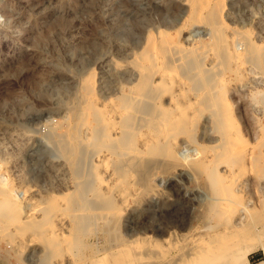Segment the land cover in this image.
Segmentation results:
<instances>
[{
	"label": "rangeland",
	"instance_id": "374dc122",
	"mask_svg": "<svg viewBox=\"0 0 264 264\" xmlns=\"http://www.w3.org/2000/svg\"><path fill=\"white\" fill-rule=\"evenodd\" d=\"M185 1L0 0V180L13 183L20 190L31 189V199L34 197L32 200L42 205L53 196L67 198L66 192L70 195L76 189L79 178L50 140V126L62 121L78 104L80 82L90 72L94 73L98 103L117 102L121 91L130 82H136L137 70L131 66V60L142 51L148 33L156 36L160 30L170 31L171 39L178 41L175 29L186 16ZM222 1L224 19L229 26L227 33L237 39L232 49L240 57L233 60L230 69L214 51L199 48V42L212 37L204 22H195L181 40L187 45L190 40V45L197 43V49L192 53L194 56L183 59L199 57L202 61L190 63L188 66L193 67L186 68L185 73L181 70L183 59L173 61L171 66L158 63L162 70L165 66L171 69L170 84L174 85L163 92L160 102L171 110L173 118L186 122L176 125L181 132L173 144L167 145L169 150L165 154L154 148L157 139L151 130L141 128L145 135L138 139L139 151L127 156L128 173L121 182L132 195L126 201L127 206L122 205L119 217L109 213L98 217L97 223H75L69 214L59 212L56 223H43L48 213L41 211L40 217L22 224H27L26 243L15 245L8 230L1 229L0 264H161L185 253L189 240L186 234L197 238L204 234L213 239L225 228L228 232L229 227L230 231L245 228L244 231L257 233L248 257L254 264L264 259V189L259 190L257 186L264 182V174L259 172V166L250 161L235 165L236 183L232 192L236 197L232 199L236 202L231 199L234 194L231 193L222 205L233 210L226 222L218 226L215 218L208 217L211 186H208L204 163L214 156L215 142L207 138H218L220 134L215 130L214 107L207 108L201 99L210 93V88L202 85L201 74H196L199 68L211 64L216 67V62L219 67L225 66L219 74L224 81L220 89L224 95L219 101L225 100L222 102L230 104L232 110V123L228 127L236 141L233 152L248 148L256 154L264 153V138L261 139L264 137V66L253 60L254 54L245 48V39L237 35L247 33L264 52V0ZM185 37L186 40L189 37V43ZM161 68L154 76L156 82L161 80ZM188 102L196 105L192 107ZM57 130L62 132L61 128ZM234 130L238 132L232 135ZM230 200L235 207L234 203L229 204ZM165 212L173 215L170 222ZM239 217L243 222L235 223L240 221ZM38 226H50L58 236L49 238ZM249 239L250 236L245 241ZM158 246L166 251L163 258L155 261L151 253Z\"/></svg>",
	"mask_w": 264,
	"mask_h": 264
},
{
	"label": "bare ground",
	"instance_id": "6f19581e",
	"mask_svg": "<svg viewBox=\"0 0 264 264\" xmlns=\"http://www.w3.org/2000/svg\"><path fill=\"white\" fill-rule=\"evenodd\" d=\"M183 4L187 5L186 16L182 23L177 26L176 29L174 28L177 37L179 36L178 41L171 39V34L169 33L170 31L167 32L166 30H160L158 35L156 36L152 33H148L142 51L136 54V56H134V59L131 60V66H133V68L137 70L136 82H130L132 84H129V86L125 85L127 89L124 88L125 90L121 91L120 96H122L117 102L108 101L104 103L103 101H101L103 103L102 105L101 103H98L99 101H97L95 97V92L97 91H95L94 86V73L90 72L85 78H83L82 82H80L81 86L79 87V101L76 100L78 104L73 107L70 114H68L62 121H60L56 125L50 126V140L57 146L58 150L61 152V155H63L62 157H64L65 161L68 163V167L70 165L73 173L79 178L76 184L77 186L74 187V189H76L74 191L72 190L73 192H71V194L69 193L70 195H67L66 192L65 195L68 196L67 198H63L61 196H53L46 201L43 200V202L45 201V203H43L45 205H42V202L40 203L34 201L35 199L32 200L34 197L31 199V197L29 196V192L31 191V189H23L22 187V190H20L18 189V187L13 185V183H6L0 180V231L1 229L8 230L7 232H9L8 234L11 236V241L15 243V245L26 243L24 242V240L27 241L25 235L28 232L25 226L28 224L27 222H30V220H35L37 217H40L38 214H40L41 211H47L48 213L47 217H44L45 220L43 221V223H56L55 217L57 216V214H59V212H66L67 214H69L70 217L75 221V223H97L98 221H96V219L98 217H105L109 213H113L116 216L118 215L117 217H119V214L121 213L123 208L127 206L126 201L128 200L129 196L132 195L129 189L127 190L122 187L121 182L122 179H124V177L128 173L127 156L129 154L131 155L132 153H135L136 151H139L137 145L138 139H140L142 135H145L141 128L148 127V129L151 130V133H153V135L157 139V145H155L156 147L154 148L157 149V152H159L160 154H165L169 150L167 149V147L170 146V144L174 143L175 136L177 137L178 132H181V130H179L176 125L181 123L184 124L183 122H186L183 121L184 119L181 120L173 118L170 112L171 110H169V108L164 103L160 102L161 96H163V92L169 89V87H171V74L169 72V70L171 69H168V67L166 68L165 66L167 70L165 68V70H162V68L160 67V82H156V79L154 80V76L156 72L160 70V68H158V63L159 65L161 63L162 66L163 64L171 66L173 61H177L183 58L185 59V57L187 59L189 55L194 56L195 53H192L197 49L196 47L198 44L193 43L190 45L192 41L190 40V43L189 41L187 42L189 37L187 38V40L186 37L184 38L186 43H189V45L185 44V42L181 40V37L186 34V29L189 26H194V24L196 23L204 22V24L209 27L211 33L210 37L212 38H207L206 40L204 39L205 41H201V43L198 41L200 44L199 48L202 47L203 50H212V52L214 51V53L218 55V58L221 57V60L224 59L223 64L227 63V68H232L231 63L234 62L233 60L239 56V52L237 50L232 49L233 44L237 39L230 38L227 33V31H229V26L227 25L224 19L225 17L223 15V1L186 0ZM237 35H241V38L245 39V48L248 47L247 51H249V53H252V55L254 54V56L252 57L253 60L256 63L264 66V52L263 50H260L261 47L258 48V44L256 43L257 41L254 42L251 40V38L249 39V35H247V33H238ZM212 52L210 51V53ZM189 58L187 61L183 59L184 63L182 64L183 68L181 70H183L184 73L187 71L186 68L190 70V67L192 66H188L190 65V63L193 64L196 63L198 59L200 60L199 57L198 59ZM201 61L202 60H200V62ZM181 62L182 61H180V65ZM216 63H214L216 67H211V64L210 67L199 68L198 73L196 74H201L200 79L202 77V85H204V87L208 86L210 88V93L208 91L207 93L209 94H206L207 96L202 97L201 99L207 108L214 107L213 111H211L216 116L217 127L215 130L218 132V134H220V137L218 138H207L209 141L215 142V145H213L215 147V152L214 156L210 158L209 161L204 163V170L208 180L207 182H209L208 186H211L209 196L211 197L212 202H210L209 200L210 204L208 208V217L215 218L217 221L215 223V226H218L220 225V223L226 222V218L229 216V213L233 210H229L230 206H227L229 208H223L222 205L225 204L224 202H226L223 201V199L227 195L230 196L231 193H234L232 192L234 191L233 183H236V172L234 166L243 165L247 161H250L253 164L259 166V172H262V174H264V153H253L252 151H254V149H251V153L249 150H247L248 148L243 150L239 149L238 152H236L235 150V152H233L236 141L235 138H232L230 136L231 132L228 127V125H230L229 123H232V110L230 111L231 108L229 109L230 104H224L225 102H222L225 100L219 101L221 97L223 99L224 95L220 90L223 86L224 81L222 80V78H219V74L221 73L220 71L222 69L224 71L225 66L219 67V65L217 66ZM221 63L222 61L220 62V64ZM171 68L173 70V67ZM177 69L179 68H176V70ZM181 70L180 72H178L181 73ZM195 76L197 77L198 75ZM173 86L174 85L172 84V88ZM201 87L204 88L203 86ZM191 88H194V86H191ZM197 88L198 84L196 89ZM170 94H172V92H170ZM190 104L189 105L192 106V103ZM194 105H196V103L193 104V106ZM181 110H185V108H182ZM180 113H183V111ZM191 115L190 117H192ZM190 125L192 124L190 123ZM178 127L180 128V125H178ZM58 128L62 129L61 133L57 132ZM187 128L188 127H186V129L184 130H187ZM235 130L232 135L235 134V132L239 131L238 127V131ZM239 134H241L240 131ZM263 138L264 137H262L261 139L263 140ZM263 142L262 144H264ZM148 143L150 142H147V144ZM244 148H246V146ZM143 149L144 148L140 149L141 152L144 151ZM205 156L206 154L203 156V158ZM58 168L56 169L58 170ZM254 168L256 167L254 166ZM236 169L238 170V168ZM240 171L242 172V169ZM57 174L59 173H56V175ZM61 175L60 178H63L64 175ZM146 178L148 179V177ZM236 180L238 181V179ZM257 186L258 189H264V182L262 181L258 183ZM137 191L139 190L137 189ZM234 195L235 193L230 196L231 199ZM118 199L122 201H120L121 204L119 203V201L117 202ZM232 200H230L229 204H233L234 202H236L234 200V202H232ZM237 202H239V200ZM233 207H235V203ZM100 210L101 212H99ZM166 214L167 221L170 222L172 220L173 215L171 213ZM42 216L44 215H41V217ZM239 218L240 221H235V223L243 222H241L242 217ZM33 222L35 223V221ZM40 222L41 221L37 220V223ZM23 223L27 224H24L23 226ZM209 226L213 227L212 224ZM222 228H224V226ZM38 229L40 231L46 232V235L49 238L58 236L55 229L50 228V226H38ZM226 229L227 228H225V231ZM243 229L240 231H230L229 227L228 232H218L216 234V237L213 239L209 238L207 235L206 237L204 234L200 235V237L197 238L193 234L190 235L191 233H189V231L187 232L189 233V235L186 234V237H188L189 240L187 241L188 245H186L185 253L182 256L180 255V257L178 258H173L170 260L168 259V261H165L161 264H254L250 261L248 253L249 249L254 247L255 242H253V240L258 234L250 230L244 231ZM48 230L49 232H47ZM207 234H209V232ZM39 236L41 235L39 234ZM249 236L250 239L245 241V239ZM53 243L56 244V242ZM71 245H73V243ZM155 248L154 251H152L153 253H150L152 254L151 257L155 261H158L159 259L164 257L166 250H162V248L159 246ZM258 264H264V259H262Z\"/></svg>",
	"mask_w": 264,
	"mask_h": 264
}]
</instances>
